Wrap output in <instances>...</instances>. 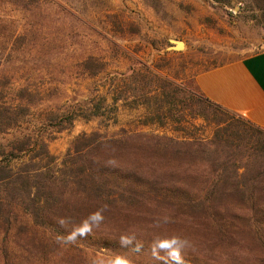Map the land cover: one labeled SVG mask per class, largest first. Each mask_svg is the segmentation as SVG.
Listing matches in <instances>:
<instances>
[{"label":"rangeland","instance_id":"rangeland-1","mask_svg":"<svg viewBox=\"0 0 264 264\" xmlns=\"http://www.w3.org/2000/svg\"><path fill=\"white\" fill-rule=\"evenodd\" d=\"M173 41L183 48L172 49ZM261 50L264 0H0V179L20 174L18 186L26 191L48 168L66 178L67 153L83 145L75 140L84 133L127 145H151L154 137L210 143L218 127L229 125V144L219 155L238 175L255 169V132L240 124L242 117L206 104L195 77ZM174 91L175 103L168 104L165 93ZM14 214L7 221L0 206V264L168 261L157 241L124 253L78 251L33 226L25 209ZM47 241L52 251L39 254L33 244ZM198 250L187 245L181 257L207 260Z\"/></svg>","mask_w":264,"mask_h":264},{"label":"trees","instance_id":"trees-1","mask_svg":"<svg viewBox=\"0 0 264 264\" xmlns=\"http://www.w3.org/2000/svg\"><path fill=\"white\" fill-rule=\"evenodd\" d=\"M175 94L165 93L168 104L174 105ZM199 96L215 111L230 113ZM74 116H68L70 125ZM240 124L255 132L251 151L260 159L241 175L219 155L232 125L218 127L210 143L154 137L151 145H127L120 138L84 133L75 140L83 145L67 153L66 178L48 168L36 173L26 191L18 186L20 174L0 179V206L6 220L16 207L25 209L33 226L47 228L78 251L124 253L179 237L208 253L207 260L182 256L183 264H264V130ZM120 158L135 160L134 166L121 165ZM4 170L0 163V173ZM97 212L102 219H93ZM47 243L33 247L45 255L53 249Z\"/></svg>","mask_w":264,"mask_h":264},{"label":"crops","instance_id":"crops-1","mask_svg":"<svg viewBox=\"0 0 264 264\" xmlns=\"http://www.w3.org/2000/svg\"><path fill=\"white\" fill-rule=\"evenodd\" d=\"M195 87L208 102L264 130V50L201 72Z\"/></svg>","mask_w":264,"mask_h":264},{"label":"clouds","instance_id":"clouds-1","mask_svg":"<svg viewBox=\"0 0 264 264\" xmlns=\"http://www.w3.org/2000/svg\"><path fill=\"white\" fill-rule=\"evenodd\" d=\"M93 219H97V220L102 219L100 212L95 213L93 215ZM61 223H63V221H61ZM79 234L84 235L86 233L80 232ZM187 245H188V241L183 240L179 237H173L169 241L162 242L159 245V248L161 250L167 251V255H168V261H165V264H168L169 261L171 262V264H183V260L181 257V250L185 248ZM156 258L160 259L159 256H157ZM115 264H127V261L117 259L115 261Z\"/></svg>","mask_w":264,"mask_h":264},{"label":"water","instance_id":"water-1","mask_svg":"<svg viewBox=\"0 0 264 264\" xmlns=\"http://www.w3.org/2000/svg\"><path fill=\"white\" fill-rule=\"evenodd\" d=\"M174 46L172 47V49L175 50H180L183 48V43L180 41H173Z\"/></svg>","mask_w":264,"mask_h":264}]
</instances>
